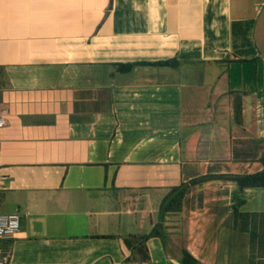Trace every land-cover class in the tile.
<instances>
[{
    "label": "crops",
    "instance_id": "0c3cea01",
    "mask_svg": "<svg viewBox=\"0 0 264 264\" xmlns=\"http://www.w3.org/2000/svg\"><path fill=\"white\" fill-rule=\"evenodd\" d=\"M249 20L258 61L227 64L231 24ZM230 92L242 94L241 126ZM0 113V214L21 217L0 258L128 264L122 237L150 233L172 187L262 170L232 148L264 139V0H0ZM240 201L264 213V189L194 186L144 264H182V248L249 264L230 258Z\"/></svg>",
    "mask_w": 264,
    "mask_h": 264
},
{
    "label": "trees",
    "instance_id": "16d2710c",
    "mask_svg": "<svg viewBox=\"0 0 264 264\" xmlns=\"http://www.w3.org/2000/svg\"><path fill=\"white\" fill-rule=\"evenodd\" d=\"M254 21H233L231 24L232 36V56L233 59L227 61L231 63H253L258 61V51L252 39ZM149 66H166L177 68L179 61L176 59L146 63ZM117 70L123 73L131 72L136 64H117ZM233 105L234 122L241 126L243 123V102L242 94L230 92ZM232 158L239 162L258 161L262 165V170L252 174H219L205 175L193 179L189 182L181 183L172 187L159 208V221L154 225L148 234H132L122 237L125 245L130 251V256L126 262L128 264H144L151 260L147 241L150 238L158 237L166 245V233L164 226L165 216L169 213L181 212L184 201L191 189L197 185H203L212 181L230 183L238 187L239 191L245 189H264V139L237 140L232 148ZM245 201H240L233 207L234 226L246 232L250 237L249 264H264V213L262 212H242L241 208ZM182 264H203L194 257L186 248L181 249Z\"/></svg>",
    "mask_w": 264,
    "mask_h": 264
},
{
    "label": "built area",
    "instance_id": "2783aa9c",
    "mask_svg": "<svg viewBox=\"0 0 264 264\" xmlns=\"http://www.w3.org/2000/svg\"><path fill=\"white\" fill-rule=\"evenodd\" d=\"M6 126V119L0 113V130ZM2 141L0 139V153ZM21 226V217L18 213L0 214V239L12 237L17 234ZM10 254L6 253L0 258V264H10Z\"/></svg>",
    "mask_w": 264,
    "mask_h": 264
},
{
    "label": "rangeland",
    "instance_id": "374dc122",
    "mask_svg": "<svg viewBox=\"0 0 264 264\" xmlns=\"http://www.w3.org/2000/svg\"><path fill=\"white\" fill-rule=\"evenodd\" d=\"M241 232H239V234L237 236V241L235 243V249H233L232 252L230 253V258L232 260H239V262H243V260H246L247 258L249 259L248 254L250 253V243H249V248H245L243 238L246 239V234L241 233ZM249 239H250V237H249ZM175 252H177V251H175ZM180 254H181V251H180Z\"/></svg>",
    "mask_w": 264,
    "mask_h": 264
}]
</instances>
